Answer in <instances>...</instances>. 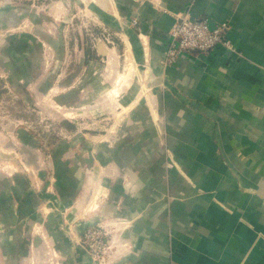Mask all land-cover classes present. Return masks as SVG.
<instances>
[{
    "label": "crops",
    "instance_id": "0c3cea01",
    "mask_svg": "<svg viewBox=\"0 0 264 264\" xmlns=\"http://www.w3.org/2000/svg\"><path fill=\"white\" fill-rule=\"evenodd\" d=\"M76 2L84 0H46L43 14H31L47 20L61 13L65 20L64 6ZM87 3L93 29L120 34L148 80L130 78L115 96L141 103L133 117L142 118L124 128L116 146L119 175L108 174L118 184L110 194L114 210L134 219L123 227L132 248L126 262L264 264V0ZM16 10H7L8 19ZM181 12L206 16L210 24L228 21L234 48L182 52L165 66L168 31ZM41 36L53 41L55 35ZM116 49L98 37L86 43L84 61ZM114 58L103 68H116ZM96 205L93 200L87 208ZM22 248L0 233V264H18Z\"/></svg>",
    "mask_w": 264,
    "mask_h": 264
},
{
    "label": "rangeland",
    "instance_id": "374dc122",
    "mask_svg": "<svg viewBox=\"0 0 264 264\" xmlns=\"http://www.w3.org/2000/svg\"><path fill=\"white\" fill-rule=\"evenodd\" d=\"M44 1L0 0V233L23 246L18 264H129L123 227L134 219L114 210L118 184L109 175H119L116 146L126 126L141 122L133 117L141 103L115 96L130 78L148 80L120 34L93 29L87 0L64 6L65 20L33 17L47 10ZM98 37L116 52L84 61ZM114 55L117 67L104 69Z\"/></svg>",
    "mask_w": 264,
    "mask_h": 264
},
{
    "label": "built area",
    "instance_id": "2783aa9c",
    "mask_svg": "<svg viewBox=\"0 0 264 264\" xmlns=\"http://www.w3.org/2000/svg\"><path fill=\"white\" fill-rule=\"evenodd\" d=\"M177 18L169 28V43L164 50L162 63L169 66L179 54L190 51H208L223 45L234 48L229 36L230 24L226 20L210 24L206 16L191 17L187 12L176 14ZM107 40H110L107 37Z\"/></svg>",
    "mask_w": 264,
    "mask_h": 264
},
{
    "label": "bare ground",
    "instance_id": "6f19581e",
    "mask_svg": "<svg viewBox=\"0 0 264 264\" xmlns=\"http://www.w3.org/2000/svg\"><path fill=\"white\" fill-rule=\"evenodd\" d=\"M123 85V82L120 80L117 82L116 86H115V91H119L121 89Z\"/></svg>",
    "mask_w": 264,
    "mask_h": 264
}]
</instances>
